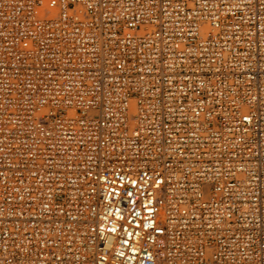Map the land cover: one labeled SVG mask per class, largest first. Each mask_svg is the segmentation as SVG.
Returning <instances> with one entry per match:
<instances>
[{
  "label": "built area",
  "instance_id": "2783aa9c",
  "mask_svg": "<svg viewBox=\"0 0 264 264\" xmlns=\"http://www.w3.org/2000/svg\"><path fill=\"white\" fill-rule=\"evenodd\" d=\"M0 264H264V0H0Z\"/></svg>",
  "mask_w": 264,
  "mask_h": 264
}]
</instances>
